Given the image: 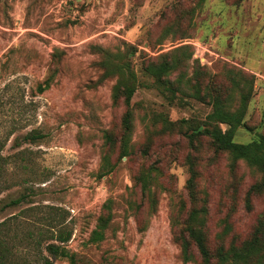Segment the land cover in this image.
I'll return each instance as SVG.
<instances>
[{
  "label": "rangeland",
  "instance_id": "1",
  "mask_svg": "<svg viewBox=\"0 0 264 264\" xmlns=\"http://www.w3.org/2000/svg\"><path fill=\"white\" fill-rule=\"evenodd\" d=\"M126 44L137 48L131 60L140 81H148L146 61L180 45L192 52L189 75L198 65L228 89L232 76L250 80L234 139L264 134V0H0V154L9 186L0 205L23 189L28 195L0 220L30 208L24 229H50L36 220L58 207L71 231L64 246L74 255L71 262L32 248L27 264H42L39 255L51 264H200L195 251L182 259L174 237L191 208L205 210L211 251L219 239L226 246L250 239L264 220L261 173L205 137L190 144L181 134L178 121H203L207 103L186 97L168 104L139 86L130 101V149L121 155L126 108L113 100L116 78L104 75L99 48ZM158 113L175 125L154 122ZM28 134L44 136L22 140ZM145 170L151 196L137 181ZM107 200L111 220L103 239L91 242Z\"/></svg>",
  "mask_w": 264,
  "mask_h": 264
},
{
  "label": "trees",
  "instance_id": "2",
  "mask_svg": "<svg viewBox=\"0 0 264 264\" xmlns=\"http://www.w3.org/2000/svg\"><path fill=\"white\" fill-rule=\"evenodd\" d=\"M101 53L100 64L107 77H115L112 87L114 101H120L125 106L121 118V130L118 136L119 149L122 156L128 154L132 136L131 98L139 86L154 89L168 104H181L186 97L193 98L210 105L211 110L201 122L180 119L178 124L181 131L190 142L201 137L209 139L216 150L226 152L233 161L242 160L247 165L256 168L264 179V134L247 142H237L234 139L238 128L243 124L247 103L252 94V82L246 79L231 77V87L225 88L214 76L207 77L197 65L192 73L188 69L192 52L187 45H180L168 52L162 53L154 60H149L142 66L143 76L148 81L138 80L133 68L131 57L137 52L132 44H126L123 50H104ZM150 80V81H149ZM49 85L46 80L39 84L37 90L44 91ZM154 122H159L164 129L175 125L164 113H158ZM221 125H224L222 127ZM42 134H28L22 140H36ZM18 142V140H16ZM5 159L0 154V193L9 186L3 181L6 168ZM152 175L149 171H142L137 176L141 190L151 196L150 182ZM192 185V179H189ZM28 195L20 192L16 197L8 199L0 205V213L7 208H16L27 201ZM111 201L103 205V212L98 217L96 227L91 231L89 240L96 242L104 237V230L111 220ZM45 217L37 219L43 226L50 229L36 227L34 230L24 229V211L9 214L0 220V264H27V254L30 249L37 248L38 253L45 251L53 258H66L74 261V255L64 246L70 239L71 231L62 220L63 210L58 207H48ZM31 212V211H30ZM59 212V213H58ZM205 210L191 208L186 214L183 225L174 230V237L179 243L181 256L184 261L193 258L194 251L200 258V264H264V220L259 221L250 239L238 244L230 243L226 246L219 239L211 251L204 233ZM42 264H51L48 257L39 255ZM38 264V263H37Z\"/></svg>",
  "mask_w": 264,
  "mask_h": 264
}]
</instances>
